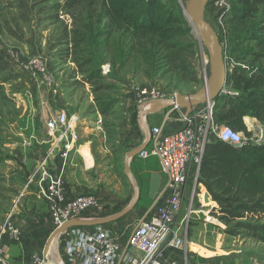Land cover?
<instances>
[{
  "label": "rangeland",
  "instance_id": "1",
  "mask_svg": "<svg viewBox=\"0 0 264 264\" xmlns=\"http://www.w3.org/2000/svg\"><path fill=\"white\" fill-rule=\"evenodd\" d=\"M87 1L78 0L75 7L68 8L65 0H0V51L10 64L6 71L0 72V78L7 80L0 93V157L7 159L0 165V225L14 207L20 206L25 192L29 190H24L20 175L23 167L17 162V157L30 147L28 144L33 143L34 147L36 139L47 141L49 134L46 121L50 117L65 111L69 115H77L80 121L85 119L93 123L91 125L99 133H104L105 138L92 149L95 167L90 172V178L94 185L86 192L100 200V196H105V191H112L115 176L127 179L123 165L128 147L125 136H121L125 133L121 128L129 125L126 106L124 110L121 109L125 98L130 94L137 98V93L153 87L170 94H191L205 84L207 53L187 19L186 28L189 31L175 39L174 48L166 51L158 49L153 58H142L130 52L129 43L116 46V40L123 43L116 35L105 43L100 36H84V24L88 20ZM169 1L180 7V0ZM92 9L97 13L104 10L100 0L95 1ZM206 18L213 23L219 35V29L211 16L207 15ZM94 20L95 16L88 21L94 25ZM106 21L103 20V23ZM255 23L250 21L247 28L253 30ZM78 32H82V40ZM120 49L125 50L126 54ZM16 52L43 61L47 78L32 77L23 63L14 58ZM103 65L110 66V74H100L103 80L95 79L92 84H84L88 74L83 73L96 69L100 73ZM48 83H52L51 86ZM100 105H108L109 110L105 115L100 113ZM159 120L155 117L152 122L156 124ZM247 121L245 123L243 119L245 133L249 136L244 135L242 142L263 145L264 126L256 119L258 125L254 124L256 126L253 127ZM178 124L179 128L183 127V123ZM149 159L156 161L157 158L136 157L130 162V169L132 167L137 177H140L138 168L142 169ZM137 180L141 193L136 207L145 210L151 204L148 189L140 185V178ZM132 195L130 189L128 198H132ZM210 201L205 200L207 204L215 205ZM191 222L195 221L190 219L187 231L189 249L196 247L192 240L194 230H191ZM221 225L216 239L211 240L216 243L221 256L205 258V264L264 263L261 260V257L264 259L262 245L230 236L227 227ZM132 229L126 232L123 246ZM178 254L182 255L180 252ZM132 255H136V252L132 251ZM192 255H195L192 256L194 259L197 258V254ZM256 255L259 258L254 257Z\"/></svg>",
  "mask_w": 264,
  "mask_h": 264
},
{
  "label": "built area",
  "instance_id": "2",
  "mask_svg": "<svg viewBox=\"0 0 264 264\" xmlns=\"http://www.w3.org/2000/svg\"><path fill=\"white\" fill-rule=\"evenodd\" d=\"M180 9L183 13L181 4ZM233 12L232 0L208 1L205 14L211 18L216 17L213 22L219 29V38L225 33L224 21ZM14 58L23 63L32 77L47 78L46 67L39 58H28L21 52L14 53ZM224 60L228 74L232 73L237 64L229 60L225 52ZM241 67L247 70V67ZM110 70L109 65H103L101 74L108 76ZM51 84L48 83L49 86ZM175 95L153 87L137 93V101L139 106L145 108L151 101L173 98ZM232 95V92L224 89L220 96ZM214 110L215 101H208L198 106L186 118L175 106L169 113L163 111L162 126L150 128L155 142L150 143L138 156L142 159L157 158L160 173L165 177L166 183L147 218L139 221L132 229L125 246L123 238L126 234L116 233L110 225L66 231L62 234L70 239L66 264H126L129 261L132 264H177L172 255L176 252L187 253L186 236L192 215L196 212L203 214L204 222L209 225H213L215 219L211 215L214 208L205 202V195L208 193L199 182L200 164L206 146L215 140L221 141L225 133L214 117ZM177 117L183 127L173 133H164L163 127L167 123L175 122ZM79 122L77 115H69L65 111L46 121L52 146L27 177L24 185L25 191L32 186L36 187L38 199L47 207L53 231L72 219L90 216L101 210L100 202L94 194L68 197L62 175L52 174L46 168L49 155L56 152L62 159V165L65 164L69 154L76 148ZM241 139L242 135L236 133L227 136L223 142L241 144ZM207 199L211 200L209 195ZM183 209L184 217L181 227H178V219ZM5 236L12 241H19L21 237V231L13 224L10 215L0 226V264H9L2 244ZM132 251L136 255H132ZM46 259L44 255H33L31 264H45Z\"/></svg>",
  "mask_w": 264,
  "mask_h": 264
},
{
  "label": "trees",
  "instance_id": "3",
  "mask_svg": "<svg viewBox=\"0 0 264 264\" xmlns=\"http://www.w3.org/2000/svg\"><path fill=\"white\" fill-rule=\"evenodd\" d=\"M95 1H87L88 20L94 16L95 20L94 25L88 20L84 24V36H100L105 43L116 35L123 40V43L116 40V46L129 43L130 52L142 58H153L158 49L174 48L175 39L189 31L180 7L169 0H100L104 10L98 13L92 9ZM232 1L234 12L224 21L225 33L220 42L226 57L237 64L228 74L225 87L233 95L220 96L215 101L214 117L220 125L240 133L243 139L244 135L249 136L245 133L244 118L245 123L251 117L264 126V0ZM65 2L68 8L78 4V0ZM103 20L107 21L103 23ZM250 21L256 22L251 31L247 28ZM81 35L78 32L80 40ZM119 51L126 54L123 49ZM9 67L0 51V72ZM83 74H88L84 83L87 85L95 79L103 80L97 69ZM6 84L7 80L0 78V93ZM100 107L103 115L109 110L108 105ZM171 123L179 126L178 122ZM242 139L240 147L220 140L207 145L199 182L217 205L211 215L227 227V234L264 247V144L243 143ZM4 160L7 159L0 157V165ZM205 200H209L206 195ZM261 260L264 262L262 257Z\"/></svg>",
  "mask_w": 264,
  "mask_h": 264
},
{
  "label": "crops",
  "instance_id": "4",
  "mask_svg": "<svg viewBox=\"0 0 264 264\" xmlns=\"http://www.w3.org/2000/svg\"><path fill=\"white\" fill-rule=\"evenodd\" d=\"M42 104L44 103L42 102ZM137 104V98L132 94L126 97L121 103V109L124 110L126 106L129 117V125L121 128V131L125 132L122 133L121 136H125L128 147L125 154L128 151L139 147L145 140V131L139 117V112L143 107ZM162 113L163 112L146 117V123L148 126H162L163 121H161V119L156 124L152 122L155 117L159 118L160 115L162 116ZM149 122H151V124H149ZM175 122L182 123L181 120H179V117L176 118ZM80 124H82V126H78V142L76 144V148L69 154L65 164L62 165V159L59 158L58 153L56 152L49 155L46 166L48 171L52 174L57 173L62 175L66 193L70 198L86 194V192L92 188V185H94V181L90 178L92 175L90 172L95 167V162L92 157V149L97 146L103 138H105L103 132L99 133L98 129L91 125L93 123H88L87 120L82 119L79 122V125ZM180 129L181 128H179L176 123H169L164 129V132L173 133ZM32 144H28L30 147L25 148L24 153L18 155L17 157V162L23 167V172L20 173V175L24 185L27 177L50 151L52 140L49 138H47V141L36 139V145L32 147ZM130 170L136 182L138 183L137 179L140 178V185L146 186L147 189L151 174H160V191L162 192L164 190L166 183L165 180H163V175L160 173L158 159H156V161L149 159V161L143 165L142 169L138 168V174L140 177H137L136 174H134L132 167ZM126 180L127 179L122 176H115L112 183V191H105V196L99 197L101 210L90 216L107 217L124 209L131 200V197L128 198L131 187L128 180ZM214 204L215 205H212V208L217 207L216 203ZM135 209L136 211L133 210L130 214L118 222L109 224L110 227L116 233L125 235L128 230L134 228L139 221H141L149 208L143 210L136 207ZM184 211L185 210L183 209L179 216L178 227H181L180 223L184 217ZM9 215L13 224L20 229L21 237L19 241H12L7 236L3 238L2 244L5 258L9 264H31L33 255H44L46 242L50 234L53 232L47 207L43 201L38 199L35 186H32L25 192L24 199L20 206L14 207ZM181 216L183 217L180 219ZM191 219L195 221L191 222V230H194L192 240L195 241V246L200 249L196 247L190 249L187 248L188 251L186 254L182 253L180 256L178 252H176L172 255V259H175L177 264H205V258L212 259L214 257L221 256V254L217 252L216 243L211 241L216 239L217 231H219L222 226L220 222L214 219L212 222L213 225H209L204 222V216L199 212L194 213ZM69 240L70 239L67 238L66 235L60 236L58 240V250L64 264L67 263ZM187 243L188 242H186V246L188 245ZM219 252H221V250H219ZM192 254H197V258L194 259L192 256L195 255ZM201 255L205 257L201 258ZM45 264L53 263L46 259Z\"/></svg>",
  "mask_w": 264,
  "mask_h": 264
},
{
  "label": "water",
  "instance_id": "5",
  "mask_svg": "<svg viewBox=\"0 0 264 264\" xmlns=\"http://www.w3.org/2000/svg\"><path fill=\"white\" fill-rule=\"evenodd\" d=\"M208 1L209 0H180V4L184 9V16L189 21L199 42L207 53L208 69L206 80L204 82L205 84L195 93L176 94L173 98L151 101L147 107L141 109L139 117L145 131V140L139 147L128 151L124 156V174L133 193L129 204L113 215L107 217H80L72 219L55 229L50 234L44 248V255L53 264H64L58 250V240L63 233L73 228H94L113 224L126 217L135 209L140 200L141 192L130 170V162L138 157L150 143L155 142V139H153L151 135V129L146 123V117L163 111H168L169 113L175 106L181 111L182 116L186 118L191 115L198 106H201L208 101H216L225 89L228 79V71L224 60V48L217 32L206 18L205 9ZM233 146L240 147L241 144L233 143ZM160 188V174L152 173L148 184V198L152 203L140 222L146 219L149 211L156 203L161 193ZM206 198H208V194H206ZM124 254L125 251L123 255Z\"/></svg>",
  "mask_w": 264,
  "mask_h": 264
},
{
  "label": "clouds",
  "instance_id": "6",
  "mask_svg": "<svg viewBox=\"0 0 264 264\" xmlns=\"http://www.w3.org/2000/svg\"><path fill=\"white\" fill-rule=\"evenodd\" d=\"M221 129H222V130H225V133H224V134L222 135V137H221V141H226V137H227V136H231V135L236 134V133L233 132L229 127H226V126L221 125Z\"/></svg>",
  "mask_w": 264,
  "mask_h": 264
},
{
  "label": "bare ground",
  "instance_id": "7",
  "mask_svg": "<svg viewBox=\"0 0 264 264\" xmlns=\"http://www.w3.org/2000/svg\"><path fill=\"white\" fill-rule=\"evenodd\" d=\"M248 118V121H247V123L250 125V126H256V125H254V124H257L256 123V121H255V119H252V118H249V117H247ZM244 120H245V118H244ZM258 125V124H257ZM259 127V126H258ZM250 129V128H249ZM258 131V130H257Z\"/></svg>",
  "mask_w": 264,
  "mask_h": 264
}]
</instances>
